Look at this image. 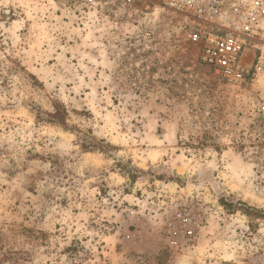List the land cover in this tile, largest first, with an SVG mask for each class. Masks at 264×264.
Listing matches in <instances>:
<instances>
[{"label": "rangeland", "instance_id": "1", "mask_svg": "<svg viewBox=\"0 0 264 264\" xmlns=\"http://www.w3.org/2000/svg\"><path fill=\"white\" fill-rule=\"evenodd\" d=\"M162 8L0 0V264H264L241 93Z\"/></svg>", "mask_w": 264, "mask_h": 264}, {"label": "built area", "instance_id": "2", "mask_svg": "<svg viewBox=\"0 0 264 264\" xmlns=\"http://www.w3.org/2000/svg\"><path fill=\"white\" fill-rule=\"evenodd\" d=\"M160 6L180 17L199 63L240 91L264 170V0H160Z\"/></svg>", "mask_w": 264, "mask_h": 264}, {"label": "trees", "instance_id": "3", "mask_svg": "<svg viewBox=\"0 0 264 264\" xmlns=\"http://www.w3.org/2000/svg\"><path fill=\"white\" fill-rule=\"evenodd\" d=\"M47 116L50 118L48 119L50 122L54 123H64V110L60 109L57 105L54 106V110L52 113H47Z\"/></svg>", "mask_w": 264, "mask_h": 264}]
</instances>
